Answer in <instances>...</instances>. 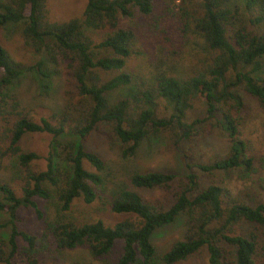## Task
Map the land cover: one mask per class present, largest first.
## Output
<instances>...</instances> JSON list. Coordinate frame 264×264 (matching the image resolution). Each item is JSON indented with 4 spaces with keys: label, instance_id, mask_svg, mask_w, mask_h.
Listing matches in <instances>:
<instances>
[{
    "label": "trees",
    "instance_id": "trees-1",
    "mask_svg": "<svg viewBox=\"0 0 264 264\" xmlns=\"http://www.w3.org/2000/svg\"><path fill=\"white\" fill-rule=\"evenodd\" d=\"M161 1L85 0L79 17L57 22L49 21L46 0H0V31L14 27L30 53L43 57L29 67L37 74L47 77L44 60L62 66L67 100L61 114L37 120L19 110L7 90L22 69L0 45V171L13 160L18 181L0 183V213L6 217L0 223L6 231L0 236V264H37L51 251L76 248L97 261L113 257L106 264H179L202 252L204 264L254 263L259 238L264 239V204L251 191L231 194L214 184L203 186L191 168L236 171L240 178L253 170L235 114L243 106L240 91L255 99L264 115V0ZM136 18L150 19L161 34L158 61L145 76L126 69V60L137 54L136 37L120 21ZM169 29L182 39L194 34L202 41L205 56L194 67L181 70L167 62L181 48L170 41ZM195 104L201 105V118L189 120ZM206 121L227 137L225 155L207 165H185L182 174H129L127 184L100 203L120 217L112 224L92 216L99 209L78 214V206L95 202L103 183L102 159L83 146L93 132L106 128L122 158L161 137L188 159L183 147ZM41 134L50 138V147L43 169L34 170L39 157L22 151L20 143ZM141 190L165 195L149 201ZM37 200L53 206L51 218L43 217ZM20 208L35 213L37 231L18 228ZM177 219L181 234L157 252L151 236ZM244 224L248 231L239 230Z\"/></svg>",
    "mask_w": 264,
    "mask_h": 264
},
{
    "label": "rangeland",
    "instance_id": "rangeland-1",
    "mask_svg": "<svg viewBox=\"0 0 264 264\" xmlns=\"http://www.w3.org/2000/svg\"><path fill=\"white\" fill-rule=\"evenodd\" d=\"M161 0L156 4L161 5ZM85 4V0H46L47 17L49 21H66L80 16ZM149 22V23H148ZM120 26L133 31L136 37L134 51L137 54L131 55L126 60V69L141 75L149 74L154 70V65L158 61L159 52L157 45L161 41V34L157 29L151 27L150 19L136 18L129 21H120ZM168 29V28H167ZM168 36L174 46L179 45L180 53L167 62L174 63L181 70H188L194 67L205 56L202 41L194 34H189L185 39L179 37L175 30H170ZM0 45L6 52L9 60L22 69L21 75L9 86L7 93L15 97L19 105V110L29 117L37 120L40 117L46 118L51 114H61L67 106L64 91L65 77L62 66L53 62H46L42 65L45 76L37 74L29 67L42 60L40 55H32L24 45L18 31L14 27H6L0 31ZM168 46V43H164ZM164 60V59H162ZM165 61V60H164ZM163 66H166V62ZM243 106L236 117L240 120L239 139L245 144V154L253 158V170L247 177H241L236 171L204 172L192 167L194 172L204 186L214 184L235 194L238 191H251L257 200L264 204V115L259 109L255 99L238 91ZM201 105L195 104L188 113V119L201 118ZM163 113H160L161 115ZM211 121H206L199 125L197 136L193 141L183 148L185 153L191 158H184L180 151L171 150L164 143L163 138L145 141L132 157L122 158L119 153L118 142L111 136L106 128H100L93 132L83 146L96 153L103 161L104 167L101 173L102 186L99 197L89 207L82 205L76 208L78 214L91 212L94 214L99 209V214L92 215L103 220L106 224H112L119 216H113L103 209V198L110 196L117 188L126 185L127 177L133 172L141 171H167L177 174L185 172V165L209 164L214 157L223 156L227 152V137L218 127H209ZM50 138L46 135H27L21 141V149L24 152H33L39 159L32 164L34 170H42L44 167L43 157L49 150ZM6 167L0 171V183L8 182L16 186L17 169L13 160H8ZM15 183V184H14ZM139 195L149 201L161 200L165 195L160 190L138 191ZM40 212L45 219L53 216V206L49 203L36 201ZM6 217L0 213V223H4ZM17 226L22 230L37 231L39 221L31 209H18ZM181 220L177 219L173 224L156 230L151 236V243L157 252H161L165 246L176 239L181 234ZM250 226L242 225L239 230L248 231ZM5 230L0 229V236H5ZM257 254L253 264H264V239L259 238ZM50 255L38 259L37 264H106L108 261H97L92 259L84 248H76L69 251L53 252ZM54 256V257H53ZM18 264H23L17 260ZM205 254L190 257L179 264H204Z\"/></svg>",
    "mask_w": 264,
    "mask_h": 264
}]
</instances>
